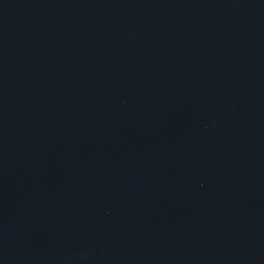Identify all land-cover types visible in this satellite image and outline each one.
I'll return each instance as SVG.
<instances>
[{
    "label": "water",
    "instance_id": "1",
    "mask_svg": "<svg viewBox=\"0 0 264 264\" xmlns=\"http://www.w3.org/2000/svg\"><path fill=\"white\" fill-rule=\"evenodd\" d=\"M0 264H264V0H0Z\"/></svg>",
    "mask_w": 264,
    "mask_h": 264
}]
</instances>
